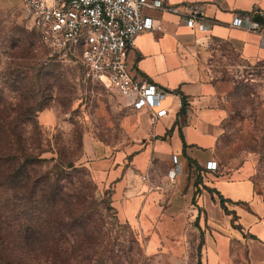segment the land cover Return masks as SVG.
I'll return each instance as SVG.
<instances>
[{"label":"crops","instance_id":"obj_1","mask_svg":"<svg viewBox=\"0 0 264 264\" xmlns=\"http://www.w3.org/2000/svg\"><path fill=\"white\" fill-rule=\"evenodd\" d=\"M165 1H201L205 14L215 22L207 31L198 32L175 13L145 8L162 29L141 33L127 52V61L135 74L145 75L167 90L164 103L169 113L152 123L146 110L126 101V145L95 159L100 144L85 138L83 164L98 182L113 185L119 218L141 227L150 253L186 259L194 254L191 235L198 236L202 230L199 264H264V201L254 190L248 164L227 170L220 165L216 170L206 168L209 160H215L225 111L217 104L215 83L195 55L198 47L216 39L229 42L249 62L264 61L262 34L231 24L236 12L257 8V19L264 25V0ZM9 5V0H0L1 9ZM197 35L204 44L196 43ZM174 153L180 156L182 171L171 182L169 168ZM187 155L203 167L198 192L194 174L199 175V171L190 166ZM156 161L164 169L158 168ZM219 194L228 199L226 204L234 213L224 210Z\"/></svg>","mask_w":264,"mask_h":264},{"label":"rangeland","instance_id":"obj_2","mask_svg":"<svg viewBox=\"0 0 264 264\" xmlns=\"http://www.w3.org/2000/svg\"><path fill=\"white\" fill-rule=\"evenodd\" d=\"M9 1L7 8H0V74L10 62H26L52 74L51 88L47 89L48 105L37 114L47 138L66 151L80 146L78 163L85 160V138L92 144H100L95 159L123 148L127 140L124 119L129 111L126 98L106 82L87 76L79 60L51 57L26 15L22 0ZM12 40H18L19 47H11ZM195 55L215 83L217 104L225 111L215 160L224 170L248 164L254 190L264 201V61L249 62L229 42L216 39L204 48H197ZM173 165L172 156L170 168ZM156 166L164 169L159 161ZM197 176L194 174V180ZM94 180L101 192L112 190V184ZM170 181L174 182L171 178ZM104 219L105 239L100 248L101 252L108 250L103 264H199L198 252L204 241L202 230L198 236L194 233L190 237L194 254L186 259L191 262L174 255L150 253L141 227L121 220L118 213L107 214Z\"/></svg>","mask_w":264,"mask_h":264},{"label":"trees","instance_id":"obj_3","mask_svg":"<svg viewBox=\"0 0 264 264\" xmlns=\"http://www.w3.org/2000/svg\"><path fill=\"white\" fill-rule=\"evenodd\" d=\"M48 73L10 62L0 74V264H103L104 216L117 215L113 190L101 192L77 162L80 146L66 151L47 138L37 114L48 105ZM182 102L185 112V96ZM187 157L199 171L198 192L203 167Z\"/></svg>","mask_w":264,"mask_h":264},{"label":"built area","instance_id":"obj_4","mask_svg":"<svg viewBox=\"0 0 264 264\" xmlns=\"http://www.w3.org/2000/svg\"><path fill=\"white\" fill-rule=\"evenodd\" d=\"M22 4L51 57L79 60L87 76L106 82L129 105L146 110L152 123L169 113L164 103L167 90L147 76L135 74L127 61V52L135 46L141 33L162 29L161 24L145 13V8L175 13L198 32L207 31L215 22L205 14V4L201 1L22 0ZM258 13L257 8L238 11L231 24L257 31L264 38V25L257 19ZM204 42L201 36H196L197 44ZM172 156L174 165L169 176L175 180L182 167L178 154ZM206 168L216 170L219 163L209 160Z\"/></svg>","mask_w":264,"mask_h":264}]
</instances>
